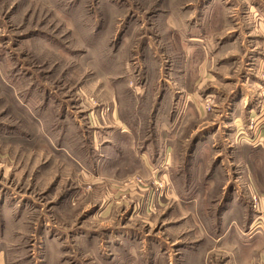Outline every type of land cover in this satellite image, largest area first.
<instances>
[{
  "label": "rangeland",
  "instance_id": "rangeland-1",
  "mask_svg": "<svg viewBox=\"0 0 264 264\" xmlns=\"http://www.w3.org/2000/svg\"><path fill=\"white\" fill-rule=\"evenodd\" d=\"M258 7L0 0V264H169L146 232L199 245L203 264H264V62L246 74L242 47L210 79L187 62L200 39L220 64L215 38L235 29L260 47ZM211 180L198 222L186 204Z\"/></svg>",
  "mask_w": 264,
  "mask_h": 264
},
{
  "label": "crops",
  "instance_id": "crops-1",
  "mask_svg": "<svg viewBox=\"0 0 264 264\" xmlns=\"http://www.w3.org/2000/svg\"><path fill=\"white\" fill-rule=\"evenodd\" d=\"M251 2L254 4V2H256V1H251ZM257 9H258L259 12H264L263 9H261L259 7ZM244 12H245L246 15H249L248 10H245ZM244 12L242 13L243 17H245L244 16ZM259 12H258V14H260ZM252 18L255 19V17H252ZM258 29H260V30H258ZM258 29H254V31L259 33L258 36L254 37V38H257V37L259 39L261 38V41L259 43L261 48L259 46H257V45H255V46L254 45H246L245 39H248V40L250 39L248 37L247 33H245V31H243V30L235 29L234 31H236L237 33H235L234 31L233 32L231 31V37L222 38L221 40H223V41H219V38H215L216 42L214 43V45H215L214 47H217L216 43H219L221 45L220 48L223 49L222 51H220V53L216 57L218 59V60L217 59L216 60L218 62H221L220 64H216V62L214 63L215 55H212L209 52V43L208 42H204L203 43V41L200 40V39L199 40L195 39V40H193V42L196 43V44H201V48H202L201 58H199L198 56H196V57H194L192 59L188 58L187 62L189 64L190 63L195 64V62L196 63L198 62L199 63V65H198L199 71L201 70L202 74L205 75V76L207 75V78L210 79L211 78V74L208 73L207 69H209L210 67L213 68L216 65H220V69L223 70V71L224 70L226 71V69H228V67L226 68V64H228L229 67L232 66V61H233V59L236 58V57L233 56L234 55L233 53L244 48V52H246V53L249 52L251 55H253V56H251L252 58L249 60L250 61V66H251L250 71L253 72V70L255 68L254 71L257 72L256 70L258 68H257L255 62L260 60V63H261L260 66H262V64L264 62V59H263L264 58V38H262V37H264V27L261 26ZM256 44H258V43H256ZM220 48H217L215 52H217ZM261 51H263V52L261 53ZM253 58L255 59L254 63L252 62ZM250 71L247 72L246 74H248L250 76H253L254 78H256V76H258V75H256V73H254V72L252 73ZM258 72L261 75L262 70H260ZM246 78H247L245 80L246 83L252 82V79L250 80V78H248V77H246ZM243 85H245V84H243ZM246 89L247 88H243V89L241 88V91H242V95L241 96L247 98L248 93L250 91L245 93ZM189 90L190 89H187L186 87H183V88H181V90L178 91V93H179L180 96H182V98H187V99H190V100L192 99L193 100L194 98H196V94H195V92L194 93H190ZM240 94L241 93L237 94L236 97L240 98ZM192 107H193V105H192ZM177 117H178V115H177ZM238 120L241 121L239 117H235L234 118L235 123H237ZM235 127L238 128L239 126L238 127L235 126ZM233 135L236 136V131L233 132ZM242 146H244V145H242ZM179 184L180 183H178V185ZM214 184H215V182L213 183L212 180H211L210 182L206 183L204 185V187H202L200 190H198V191L196 190V192L194 194L198 193L197 195L191 196L190 198H188V200H195V201L194 202L192 201V204H186V209L185 210L187 211V213H189L191 215H194V218H195V216H197L198 217V222L201 220L200 213H202V209H203V205L202 204L203 203H201L200 201H196L195 198H198L200 196V194H202V196L203 195L209 196L210 193H208V192L214 187ZM187 191L188 190H186V192ZM187 193H188V195L189 194H193V193H189V192H187ZM185 217L186 218H184V219H187L188 215H186ZM182 221H177L176 225L173 226V227H177V228H173L172 227V230H171V235L172 236H176V235H178L180 233L179 229H180V226H182V223H183ZM235 223L237 224L238 221L237 220L234 221L232 223V225H230V226H228L226 224L222 225V227H225L226 231L225 232L223 231L224 235L217 237L216 241L220 242V241H222L224 239H227L226 236H227V233H229V228L234 227ZM175 232H176V234H175ZM144 235H145V237H144ZM205 236H204V238L207 239V242H208L209 236L208 235H205ZM146 238H150V234L147 233V232L142 234V236H141V243L144 244V246H143V248L145 250L144 253H147L150 256H152V253L155 254V255H162V256L165 257L164 259H168L169 260L168 261L169 264H198V263H200L199 260L204 259L203 258V256H204L203 248L200 247L199 245H197V246L193 245L192 242L181 243L180 240H178V239H168V238H165L163 235L162 236L161 235L158 236V238H154L153 237V239H151L150 241H146L145 240ZM117 240H118V237H117ZM139 240H140V238H139ZM126 243L133 245L135 242H134V240H131L130 242L126 241ZM240 250H242V249L240 248ZM143 258L144 259H151L152 257L150 258L149 256L148 257H144L143 256ZM202 264H203V260H202Z\"/></svg>",
  "mask_w": 264,
  "mask_h": 264
},
{
  "label": "built area",
  "instance_id": "built-area-1",
  "mask_svg": "<svg viewBox=\"0 0 264 264\" xmlns=\"http://www.w3.org/2000/svg\"><path fill=\"white\" fill-rule=\"evenodd\" d=\"M254 201H255V200H254ZM255 207H256V208L258 207V203H257V202L255 203Z\"/></svg>",
  "mask_w": 264,
  "mask_h": 264
}]
</instances>
